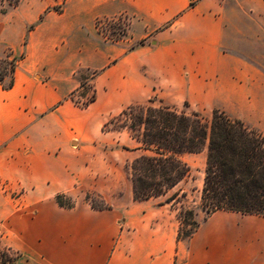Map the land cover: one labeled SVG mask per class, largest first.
<instances>
[{
	"label": "crops",
	"instance_id": "crops-1",
	"mask_svg": "<svg viewBox=\"0 0 264 264\" xmlns=\"http://www.w3.org/2000/svg\"><path fill=\"white\" fill-rule=\"evenodd\" d=\"M22 2L0 13V57L21 56L11 88L0 86L2 247L14 264H264V216L197 215L196 230L177 240V210L164 201L189 191L200 202L199 180L135 201L126 166L146 152L124 130L101 131L155 99L217 109L264 135V0ZM117 17L125 39L104 40L95 22ZM82 71L95 93L83 108L70 99ZM179 159L202 169L206 149ZM86 193L107 207L55 203Z\"/></svg>",
	"mask_w": 264,
	"mask_h": 264
},
{
	"label": "trees",
	"instance_id": "trees-1",
	"mask_svg": "<svg viewBox=\"0 0 264 264\" xmlns=\"http://www.w3.org/2000/svg\"><path fill=\"white\" fill-rule=\"evenodd\" d=\"M0 2L17 7L20 0ZM4 12L5 9H0V13ZM116 19L121 20V17ZM108 20L113 19H98L95 27ZM121 32L126 35V29ZM118 33L113 31V38L108 40L119 42ZM143 44L140 41L129 50ZM19 59L21 56L14 58L9 54L0 57L2 88H11L12 74ZM6 78L8 82L4 84ZM85 83L86 79H81L79 88L70 95V99L82 108L95 100L93 90L86 101L78 100L85 96V92H81L86 88ZM76 92L78 95L74 97ZM151 103L127 106L101 127L102 132L126 131L146 152L130 165L133 199L142 201L165 195L189 173L188 165L179 156L197 154L206 149L200 195V208L205 216L217 210L264 216V135L217 109L212 110L209 122H205L198 112L186 114L174 108L153 107ZM178 196L177 192L173 193L164 203L175 202ZM180 196L184 197L185 193ZM65 199L64 194L56 195L55 203L62 208H71ZM194 216L193 210H178L177 240L189 238L196 230L198 222ZM0 264L14 262L2 255Z\"/></svg>",
	"mask_w": 264,
	"mask_h": 264
},
{
	"label": "rangeland",
	"instance_id": "rangeland-1",
	"mask_svg": "<svg viewBox=\"0 0 264 264\" xmlns=\"http://www.w3.org/2000/svg\"><path fill=\"white\" fill-rule=\"evenodd\" d=\"M23 1V2H22ZM20 2H22L24 5L26 4L27 0H20ZM1 3V2H0ZM6 3L3 2L0 4V9H4V6L6 7ZM60 6L59 5H56L53 7V9L59 11L60 9ZM113 20H108V21H102L100 23H98V26L96 28L98 34L100 35V37H102L104 40L106 41H109L108 38H113L114 34H112L113 31H116V32H119L117 34L118 38H120L121 40H124L126 35H123L122 32H121V29H123V25H125L127 27V24H126V21L124 18L121 17V20H117L116 18H112ZM120 21V22H119ZM121 26V27H120ZM33 27L30 26V28ZM120 40V41H121ZM8 54V53H6ZM91 73H88V72H83L80 73L81 76L78 77V79L81 81V79L83 78H86L87 76H90ZM88 82V81H87ZM89 84V83H88ZM90 85V84H89ZM81 92H85V96H89L91 93H92V88H91V85L89 88H85V89H82ZM79 100V99H78ZM153 101H151V105L153 107H166V106H163V104L160 102V104L156 101H154L155 99H152ZM149 102L145 103V104H148ZM171 108H174L176 109L177 112H184L186 114L194 111V109L190 108L188 106V104L186 102L182 103V104H179V105H173V107ZM196 112V111H195ZM198 113H200V115L203 117L204 121L205 122H209L210 120V117H211V114L210 113H206V112H200L198 111ZM130 165L131 163H129L127 166H126V173L128 175V178L131 179V173H130ZM203 169H199V168H196V169H190L189 168V174L185 180V182H190V184H193L196 188L197 186V182L199 180L200 184H201V187H202V182H203ZM180 183V182H179ZM188 187V183H185L183 182V184L181 185L182 188L184 187ZM117 189H116V192L115 194L120 196L122 194V191L124 189V183L121 179L118 178V181H117ZM170 192L168 191L167 192V195H169ZM187 196H184V197H181L180 195L178 196V199L175 201V202H172L171 204H173V206L176 208L177 212L179 209L183 208V210H193L194 213H195V216H194V219L197 221V219L201 218V217H205V213L201 210L200 208V202L197 201L196 204H194L191 200V197H192V192H187ZM79 201L81 203H87L91 208H104V207H107L105 201L99 196V195H96L95 193H86V194H77V195H66V199L64 200L65 203L69 204V205H72L74 206L75 203ZM199 215L200 217L196 218V216ZM2 255H5L7 256V258H9L10 260H13L14 257H11L7 254L6 250L0 246V258Z\"/></svg>",
	"mask_w": 264,
	"mask_h": 264
},
{
	"label": "built area",
	"instance_id": "built-area-1",
	"mask_svg": "<svg viewBox=\"0 0 264 264\" xmlns=\"http://www.w3.org/2000/svg\"><path fill=\"white\" fill-rule=\"evenodd\" d=\"M123 29H126L125 25H123ZM84 87H86V88L90 87L88 82L85 83ZM79 100L81 102L82 101H86L87 100V96H84V98H80ZM5 238H6V226L3 223V221L0 220V246H2V242L4 241Z\"/></svg>",
	"mask_w": 264,
	"mask_h": 264
}]
</instances>
